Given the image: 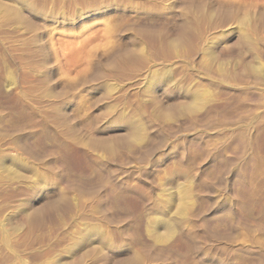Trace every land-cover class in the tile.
<instances>
[{
  "label": "rangeland",
  "instance_id": "obj_1",
  "mask_svg": "<svg viewBox=\"0 0 264 264\" xmlns=\"http://www.w3.org/2000/svg\"><path fill=\"white\" fill-rule=\"evenodd\" d=\"M28 1L0 0V264H166L152 259L158 253L169 254L180 264H193L185 238L175 235L157 241L159 225L152 227L164 212H176L181 198L178 186L183 182L189 199L183 227L194 221V227L202 222L206 231L226 228V210L221 207L234 193L239 213L264 222V0H202L201 16H205L200 24L183 12L186 6L199 4L197 0H37L32 13L27 12ZM217 5L227 10V17L214 12ZM245 14L259 21L248 43L247 38H239L244 32L237 25ZM186 23L191 29L183 42L178 32ZM237 39L242 42L234 46ZM161 42L169 58L156 48ZM129 49L132 56L126 63L123 53ZM239 57L262 65V73L251 74L252 85H247L254 99L245 86L216 83L205 75L207 70L218 75V65L240 63ZM157 72L170 77L158 78ZM192 88L206 92L200 108L190 115L193 119L202 120L214 111L238 113L253 105L262 115L250 126L245 158L231 160L236 161L230 174L218 166L228 160L224 156L235 150L236 142L215 138L218 147L213 150L221 156L220 162L200 164L205 151L209 159L215 153L208 151L199 133L194 136L195 131L187 129L190 116L174 112L180 103H190L187 95ZM134 121L142 122L141 145L131 142ZM14 126L21 127L20 132L8 130ZM212 133L206 129L203 135ZM93 134L108 136L109 142L123 134L132 145L124 140L127 145L116 143L117 150L111 153L92 152L88 146ZM23 145L30 155L22 153ZM49 149L57 153V173L47 165L51 157L37 158V153ZM136 151L143 153L142 159L136 158ZM93 154L100 155L109 169L118 170L115 164H119L124 173L110 175L109 169H99L92 162ZM242 167L247 169L246 186L233 176ZM100 174L106 175L101 177L107 184L99 183ZM117 178L125 180L127 188L118 186ZM204 178L210 180L208 200L200 190ZM64 180L80 186L102 184L100 201L96 194L67 189ZM104 212L128 216L126 236L118 234ZM29 213L32 221L27 222ZM244 229L237 225L234 230L237 241H244L246 235L245 241L259 237L258 232ZM212 252L221 258L226 255L216 248ZM128 254L133 260L123 261ZM236 260L255 261L242 256Z\"/></svg>",
  "mask_w": 264,
  "mask_h": 264
},
{
  "label": "bare ground",
  "instance_id": "obj_2",
  "mask_svg": "<svg viewBox=\"0 0 264 264\" xmlns=\"http://www.w3.org/2000/svg\"><path fill=\"white\" fill-rule=\"evenodd\" d=\"M37 0H29L28 1V3H27V6H26V9H28V13H32L33 11H36V5H35V2H36ZM182 1V0H181ZM191 1V0H190ZM196 1V0H195ZM197 2H199V4H196V5H191V6H186L184 9H183V12H184V14L185 15H187L186 17H188L189 19H192V21H195L196 22V24H198L199 22L201 23V19H202V16H205V15H202L201 16V13H202V10H200L201 8H200V6H201V3H202V0H197ZM203 2H205V0L203 1ZM207 3V2H206ZM218 3V2H217ZM216 2H215V4H217ZM203 4V3H202ZM205 4V3H204ZM213 4V3H212ZM208 5V4H207ZM218 5H220V3L218 4ZM217 5V6H218ZM203 6V5H202ZM208 6H211V5H208ZM213 6H215V5H213ZM221 6V5H220ZM226 5H223L222 7H225ZM203 7H207V6H203ZM214 8V7H213ZM228 8V7H227ZM251 8V7H250ZM204 9V8H203ZM209 9V8H208ZM247 9V8H246ZM245 9V10H246ZM232 9H230L229 8V11H231ZM252 10V9H251ZM210 11H211V9H210ZM215 11H217L218 12V15H220V14H226L227 13V10L225 9V8H222V9H220L219 8V6L218 7H216L215 8V10H214V12ZM228 11V12H229ZM253 11H255V10H253ZM257 11V10H256ZM255 11V12H256ZM204 12H205V10H204ZM203 12V13H204ZM217 12H216V14H217ZM258 12V11H257ZM212 13V12H211ZM232 13V12H231ZM234 13V12H233ZM206 14V13H205ZM208 14V13H207ZM228 14V13H227ZM227 14H226V16L225 17H227ZM246 14H248V12L246 13ZM243 15L244 17H240V19L237 21V25L240 27V28H242L243 30V32H244V35L242 34V37H239L241 40H243L244 38H247L246 39V43H248L247 42V40L248 41H252V40H249L248 38H252V36H253V34H252V31L254 30V32L256 31L255 30V28L257 27V24H258V22L259 21H256V19H253V17L255 16H253V17H251L250 15ZM261 14H262V12H261ZM224 15H222V18H223V16ZM259 15V14H258ZM44 16H46V17H49L48 15H44ZM209 16L210 17H212L213 15L211 14H209ZM261 16V15H260ZM21 17V16H20ZM221 17V16H220ZM208 18V17H207ZM207 18L205 17H203V19H206V21H207ZM259 17L257 16V19H258ZM187 19V18H186ZM211 19V18H210ZM259 19H261V20H263V16H262V18H259ZM184 20V19H183ZM201 20V21H200ZM192 21H191V23H192ZM205 21V20H204ZM209 21V20H208ZM185 21H183V23H184ZM261 22V21H260ZM182 23V22H181ZM188 23V22H187ZM183 24V26H182V24H181V27H180V32H178V35H180L181 36V40H182V38H183V40H185L186 38H185V36H188V34H189V29H191L190 28V25L189 24ZM190 23V22H189ZM199 23V24H200ZM217 24H218V22H216ZM196 24H195V26H196ZM216 24V25H217ZM194 25V24H193ZM215 24H214V26H216ZM220 25V24H219ZM192 26V25H191ZM218 26V25H217ZM197 27V26H196ZM240 30V29H239ZM189 31V32H188ZM192 31V30H191ZM146 32V31H145ZM151 32V31H150ZM143 33V32H142ZM188 33V34H187ZM251 34H252V36H251ZM150 35V34H149ZM144 36V35H143ZM145 37H147V36H145ZM179 37V36H178ZM199 37H201V34L199 35ZM150 38V37H149ZM160 38V37H159ZM250 38V39H251ZM148 39V38H147ZM179 39H180V37H179ZM187 39H189L188 37H187ZM186 39V40H187ZM238 40L237 39V41H235L234 42V46L236 45V43L238 44L239 42H242L241 40ZM182 40V41H183ZM185 40V41H186ZM163 41V40H162ZM165 41L166 40H164L163 42H164V44H169L168 42H166L165 43ZM188 41V40H187ZM181 42V41H180ZM184 42V41H183ZM243 43H245V41H243ZM250 44H251V42H249ZM254 43V41L252 42V44ZM164 44H162V42H161V44L159 43V46H157L156 48H158L159 50V53L161 54V53H163L165 56H166V49L165 48H167V46H165ZM172 44V43H171ZM171 44H169V45H171ZM148 45V44H147ZM158 45V44H157ZM168 45V46H169ZM249 45V44H248ZM152 46V45H151ZM155 46V45H154ZM251 46V45H250ZM252 46H254L255 47V44L254 45H252ZM169 47H171V46H169ZM126 48H128V47H126ZM125 48V49H126ZM152 48V47H151ZM251 48V47H250ZM253 48V47H252ZM251 48V49H252ZM123 49V48H122ZM130 49H132L131 47H130ZM130 49L128 50V51H125L124 53H123V59L125 60V62L127 61L128 62V58H129V56L131 55L132 56V51H130ZM169 49V48H168ZM167 49V50H168ZM255 49V48H254ZM157 50V49H156ZM163 50V52H161ZM227 50H229L228 48L226 49V51ZM124 51V50H123ZM154 51H155V49H154ZM169 52V51H168ZM158 53V52H157ZM158 53V54H159ZM209 54L212 56L213 55V50H212V48H210L209 49ZM236 55H237V53H235ZM163 55V56H164ZM229 56L230 54H226V56ZM134 56V55H133ZM165 56H164V58H165ZM237 56H239V55H237ZM236 56V57H237ZM118 57V56H117ZM120 57V56H119ZM166 57H168V55L166 56ZM169 58V57H168ZM167 58V59H168ZM240 58V57H239ZM122 59V60H123ZM133 59H135V58H133ZM236 59V58H235ZM240 59H242L241 61H240V63H238V62H234L233 64H231L230 62H229V64L226 62L225 64H220V65H218V67H217V69H218V72H215L216 74L217 73H219L218 75H213L212 74V72H211V70H210V72H207V71H209V70H207L205 73V75H206V77H207V79L209 80V81H214V82H216V83H225V82H227V85H228V82L230 83V84H232V83H236V84H238V85H242V86H245L244 88L246 89V91H248L247 90V88H248V86H249V84L252 82V76L250 77V75L251 74H254L255 76L258 74L259 75V73H262V65H259V64H255V62H250L249 60H247V59H243V58H240ZM131 60H132V58H131ZM169 61V60H168ZM235 61V60H234ZM239 61V60H238ZM126 62V63H127ZM128 63H130V61L128 62ZM256 63H258V62H256ZM132 64V63H131ZM173 66V65H172ZM214 73V72H213ZM245 73H247V77H244L243 75H245ZM262 74H264V72L262 73ZM261 75V74H260ZM155 76L156 77H158V78H160V77H170V75H167V74H164V72H157V73H155ZM253 80H254V78H253ZM260 80V79H259ZM258 80V81H259ZM254 82V81H253ZM248 85V86H247ZM252 85V83L250 84V86ZM233 87H235V86H233ZM239 87V86H238ZM237 87V88H238ZM236 88V87H235ZM193 89V88H192ZM240 89V88H239ZM252 91V90H251ZM251 91H248V92H246L247 94H248V96L250 97V99H254L255 97V95H254V93H252ZM171 92H173V91H169L168 93L170 94ZM206 92H204V90L203 91H201V90H199L198 88H195V89H193V90H191L190 92H188V99L190 100V103L189 104H182V103H180V102H178V103H180V106L179 107H176V109L174 110V112H175V114H178V115H186V116H190L191 115V113L192 112H194L193 110H195V108H197V107H199L198 105H200L202 102H203V100H205V94ZM171 95V94H170ZM262 100V99H261ZM183 101V100H182ZM186 103H188V102H186ZM178 105V104H177ZM175 107V106H174ZM200 108V107H199ZM257 108L258 107H254V105L253 106H251L250 108H245L242 112H229V113H226V114H219L218 112H216V111H214V112H212V113H210L209 115H207L204 119H202V120H197V119H193V118H191V116L190 117H188L189 118V125H188V127H187V129L190 131H195V132H193V135L195 136V135H197L198 133H199V139H201V141H203L205 144H206V148L208 149V151L210 150V152L213 150V149H215L216 147H218L216 144V142H218V139H217V141H216V139L215 138H217V137H222L223 139H225V141H226V143L228 144V143H231V142H236V144H235V146H236V148H235V150H231V149H229V150H231V151H229L228 150V152H226V153H228V154H226V156H224V157H226V158H228V160L226 159V162H224L223 161V163H222V165L221 166H218V167H220L221 169H222V167L224 168V170L226 171V173H229L230 174V168H233V167H230V166H233V165H235L234 163H235V161L237 160V158H239V156H241L242 157V155H243V157H244V155H246L247 153L246 152H248L247 150L249 149V146H250V137H249V130L251 129V125H253L254 124V122H257V121H259L260 119H261V117H262V115H259L257 112H256V110H257ZM174 109V108H173ZM197 110H198V108H197ZM196 111V110H195ZM194 114V113H193ZM195 115V114H194ZM61 120V119H60ZM132 126H133V129H134V134H133V136H132V139H131V142H133V143H135L136 145H138V144H140V143H138L139 141H140V137L142 138V136H140V130H141V128H142V122L140 123V121H134L133 123H132ZM86 127V126H85ZM83 128V129H87V127L86 128ZM16 128V126H14L13 128H11V129H8V130H11L13 133L14 132H20L19 131V129L21 128H19V129H15ZM80 128V127H79ZM25 129V128H24ZM143 129V128H142ZM206 129H210V130H212L213 131V133L210 135V136H207V135H203V133L205 132V130ZM21 130V129H20ZM87 130H89V129H87ZM86 130V131H87ZM91 131V130H90ZM88 132V131H87ZM203 132V133H202ZM210 132V131H209ZM23 133V132H22ZM90 134H91V132H89ZM94 133V132H93ZM192 133V132H191ZM99 135V134H98ZM97 135V136H98ZM109 135V134H108ZM91 136H92V134H91ZM89 137V140H90V142H89V148H91V150H92V152L93 151H97V149L99 150V149H102L101 151H100V153L103 151V150H105V152L106 151H109L110 153H111V151L110 150H112L113 148H114V146H116V143L118 144V145H120L119 143H121V142H123V144L125 143V141H128L127 140V136L126 135H124L123 136V134H120V135H116V137H114V139L113 138H110V139H112V142H109L108 140H109V137L108 136H100V137H96V136H94V134H93V137ZM110 136V135H109ZM115 136V135H114ZM95 137V138H94ZM108 137V138H107ZM111 137V136H110ZM113 137V136H112ZM129 137V136H128ZM70 138L71 139H73V140H75L74 139V137H72V136H70ZM131 138V137H130ZM129 138V139H130ZM222 138H220V139H222ZM219 139V140H220ZM222 139V140H223ZM88 140V141H89ZM125 140V141H124ZM130 142V140L128 141V143ZM130 142V143H131ZM141 142V141H140ZM220 142V141H219ZM223 143V142H222ZM115 144V145H114ZM126 144V143H125ZM127 145V144H126ZM126 145H124V146H126ZM131 145H132V143H131ZM134 145V144H133ZM135 145V146H136ZM141 145V144H140ZM203 143H202V147H203ZM233 145V144H232ZM205 146V145H204ZM221 146V145H220ZM228 146V145H227ZM234 146V147H235ZM140 147V146H139ZM138 147V148H139ZM205 148V149H206ZM30 149V148H29ZM46 149V148H45ZM114 149H116L117 150V148L115 147ZM206 149V150H207ZM219 149H220V147H219ZM221 149H222V147H221ZM55 150V149H54ZM141 150V149H140ZM21 151H22V153H24V154H27V155H30L31 154V152H29L28 151V149L23 145V146H21ZM21 151H19V152H21ZM44 151V150H43ZM42 151V152H43ZM53 151V150H52ZM52 151L49 149L48 150V152L46 153H37V158H40V159H43V158H48L49 160H48V164L47 165H50L51 166V168H52V170L54 171V172H56L57 173V171H59V168H58V166L56 165V163H55V161H56V158L54 159V156H56L54 153H56V152H54V153H52ZM115 151V150H114ZM142 151V150H141ZM224 151H225V149H224ZM99 152V151H98ZM104 152V151H103ZM105 152H104V154H105ZM138 151H136V153H137ZM213 152H214V150H213ZM34 153H36V152H33V154ZM97 153V152H96ZM108 153V152H107ZM106 153V154H107ZM109 153V154H110ZM212 153V152H211ZM215 153V152H214ZM57 154V153H56ZM112 154H113V152H112ZM138 154V155H137ZM136 155V158L137 157H139V156H141V159H142V157L144 156H142V154L143 153H141V155H139V153H137ZM201 154H202V152H201ZM200 154V155H201ZM23 156H25V155H23ZM35 156V155H34ZM214 156V155H213ZM56 157H58V156H56ZM209 157V153H206V151H205V154L202 156V158H200L201 160H200V164L202 163V164H204V163H207L208 161L209 162H213L214 163V161L215 160H218L219 162H220V159H221V156L220 155H218V154H216L215 153V156L214 157H211L210 159L208 158ZM140 158V157H139ZM245 158V157H244ZM246 158H247V156H246ZM249 158V157H248ZM92 162L94 163V165H96L99 169H104L105 171L107 170V169H109V167H108V165H107V163L102 159V157L100 156V155H97V154H93L92 155ZM224 159V158H223ZM232 159H236L235 161H231ZM239 160H240V158H239ZM242 161H244V160H242ZM241 161V162H242ZM238 162V161H237ZM245 163L247 162V161H244ZM50 163V164H49ZM112 163V162H111ZM243 163V162H242ZM199 164V165H200ZM216 164V163H215ZM220 164V163H219ZM233 164V165H232ZM248 164V163H247ZM5 165V164H4ZM116 165V167H117V169L118 170H116V168H114V170L113 169H111V167H110V169L108 170V171H111V173H110V175L112 174V173H117V175H119V174H122V173H124L123 172V169H120V166H119V164H115ZM244 165V164H243ZM246 166V165H245ZM96 167V168H97ZM215 167V166H214ZM98 168H97V171H98ZM113 168V167H112ZM216 168V167H215ZM196 169H197V167H196ZM200 170V169H199ZM100 171V170H99ZM102 171V170H101ZM199 172V171H198ZM219 173L220 171H215V175L217 174V173ZM100 173V172H99ZM104 173V172H103ZM109 173V172H108ZM197 173V172H196ZM214 173V172H213ZM232 173V172H231ZM246 173H247V169L245 168V167H242L241 169H237L235 172H234V174H233V176H234V178H235V180H238V181H242L243 183H244V185L246 186ZM101 174H102V172H101ZM100 174V177L101 176H104V175H101ZM109 174H108V176H110ZM217 175H219V174H217ZM106 176V175H105ZM104 176V177H105ZM230 176V175H229ZM103 177V178H104ZM112 177V176H111ZM107 178V177H106ZM59 179L61 180V178L59 177ZM100 179V178H99ZM110 179V178H109ZM101 180V181H100ZM99 180V183L100 182H103L104 183V181H106L105 180V178L104 179H102V177H101V179ZM104 180V181H103ZM125 181V180H124ZM124 181H122L121 180V178L120 179H116V182H117V185L118 186H121V187H126L127 188V186L125 185V182ZM210 181V180H209ZM208 181V178H204L203 179V189H200V190H202V196H205L206 198H204L205 200H208L209 198H208V196H207V189L208 188H210L211 186H210V183H208L209 182ZM75 181L73 180V182L72 181H63L62 183L67 187V189H69V188H78V189H80V190H83V191H87V192H89V193H93V194H96V196H97V198H98V201H100V199H101V197H102V192H101V186H102V184H100V185H82V186H80V185H78V184H80L79 182H78V184L75 182ZM107 182V181H106ZM113 182V181H112ZM187 182V181H186ZM186 182H185V184H186ZM189 182V181H188ZM187 182V183H188ZM98 183V184H99ZM184 183V182H183ZM183 183H180L179 184V186H178V188H179V191H180V193H181V198L178 200V202H177V204H176V212H164V215L163 216H161V217H159V218H157V219H155L154 221H153V224H152V227L153 228H155V226L156 225H159V229H157L156 231H155V238H156V240L157 241H167V240H169L170 238H172L173 236H175V235H178V236H180L181 238H185L190 244L189 245H191V248H192V254H193V256H190V258L192 257V261L191 262H193V264H240V263H238V260H236V258L237 257H247V258H250V259H255V261L253 262V263H251V264H264V222H262V221H257L256 219L255 220H253V219H250L249 217H247V216H243L241 213H239L238 212V208L236 207V205H237V196L235 197V195L233 194V197L231 198V200L228 202V204L226 205V206H222L221 208L223 209V210H226L225 211V219L224 220H226L225 222H226V224H227V227L226 228H214V229H211L212 231H206V230H204V228H202V222L201 223H199L198 225H197V223H196V225L195 226H197V228L196 227H194L193 225V223H194V221H193V223H191L192 224V226H187V227H183V225H182V221H183V214H184V212H185V210H187V209H189V204H188V201H189V199H188V196H187V191H186V189H185V186L183 185ZM213 183H215V182H213ZM104 184H107V183H104ZM188 185V184H187ZM218 185L220 186L221 185V181H220V183H218ZM217 185V186H218ZM189 186V185H188ZM103 187H104V185H103ZM187 188V187H186ZM224 188V187H223ZM64 191V190H63ZM178 191V192H179ZM177 192V193H178ZM189 193V192H188ZM200 193V192H199ZM63 194V193H62ZM209 194V193H208ZM59 198H62V197H64V195H59L58 196ZM192 197V196H191ZM57 198V197H56ZM208 198V199H207ZM175 200V199H174ZM54 202V201H53ZM205 202H207V201H205ZM217 202V201H216ZM192 203H193V201H192ZM192 203H190L191 205H192ZM223 203V202H222ZM218 204H221V203H218ZM207 206H208V204H206ZM52 207V206H51ZM103 207V206H102ZM188 207V208H187ZM205 207V206H204ZM34 208H36V207H34ZM102 209H104V208H102ZM38 210V209H37ZM106 210V209H105ZM104 210V211H105ZM174 210V211H175ZM36 211V210H35ZM102 211V210H101ZM199 211H202V210H199ZM198 210H197V212H199ZM106 212V211H105ZM104 212V218L108 221V222H110L111 224H113V226L114 227H118L117 228V230H118V234L119 235H125L126 236V234H127V232H126V221H129L126 217H128V216H125V215H119V216H114V214L113 215H106V213ZM40 213V212H39ZM189 213V212H188ZM196 213V212H195ZM203 213V212H202ZM201 213V214H202ZM24 214H26V213H24ZM31 214H32V212H31ZM38 214V213H37ZM108 214V213H107ZM110 214H112V213H110ZM197 214V213H196ZM28 215V214H27ZM26 215V217H29V216H27ZM29 215H30V213H29ZM198 215V214H197ZM18 216V215H17ZM23 216V215H22ZM114 216V217H113ZM23 217H25V216H23ZM21 218V219H24V218ZM186 217V216H185ZM193 218V217H192ZM198 218V217H197ZM249 218V219H248ZM254 218V217H253ZM32 219V217H31V215H30V218H28V219H26V221L27 222H30V220ZM195 219V218H194ZM24 221V220H23ZM22 221V222H23ZM32 221V220H31ZM34 221V220H33ZM202 221V220H201ZM264 221V220H263ZM33 223V222H32ZM187 224V223H186ZM204 224V223H203ZM205 225V224H204ZM237 225H240V226H243L245 229V232L246 233H248L247 231H256V232H258L259 233V237H257V238H250L248 241H245V240H247V236L248 235H246V239L243 241H241V239H239V241H237L236 239H235V237H237L236 235H235V233L234 232H236V231H234L235 229H236V227H237ZM207 226V225H206ZM183 227V228H182ZM198 227H201V228H198ZM153 228H152V230H153ZM240 228H242V227H240ZM207 229V228H206ZM154 233V232H153ZM200 233V234H199ZM245 233V234H246ZM255 236V235H254ZM252 237V236H251ZM122 238V237H121ZM201 243H203L204 244V246H202L201 245ZM145 247H148V246H145ZM139 248H140V246H139ZM203 248V249H202ZM214 248H216V249H219V250H221L224 254H226L225 255V257L224 258H221V257H217V256H215L214 254H213V252H212V249H214ZM143 249V251H145V252H147L146 250V248H142ZM154 249H155V247H154ZM154 249H153V251H154ZM139 250V249H138ZM141 250V249H140ZM160 252V251H159ZM191 252V251H190ZM135 254H132V256H133V258H134V255H136V252H134ZM143 253V252H142ZM165 253V252H164ZM147 254V253H146ZM150 254V253H149ZM173 254V253H172ZM138 255V254H137ZM126 255H124V257H125ZM127 256H128V258H127ZM125 258H123V261H125L126 259H127V261L129 260V258L130 257H132L131 255H130V257H129V254L127 255ZM144 257H146L145 255H144ZM144 257H143V259H144ZM151 257V256H150ZM153 258L152 259H157L158 261L159 260H161V261H164L166 264H180V262L179 261H177V260H179V259H174V258H172L169 254H155L154 256H152ZM133 258H130V260H133ZM149 258V257H148ZM176 258V257H175ZM179 258V257H178ZM135 259V258H134ZM137 259H138V257H137ZM147 258H145L144 260H146ZM120 260V259H119ZM119 260L117 261V262H119ZM122 260V259H121ZM120 260V261H121ZM129 260V261H130ZM191 260V259H190ZM154 262V261H153ZM120 263V262H119ZM123 263H126V262H123ZM152 263V262H151ZM182 263V262H181ZM113 264V263H112ZM114 264H116V263H114ZM118 264V263H117ZM129 264H132V263H129ZM250 264V263H249Z\"/></svg>",
  "mask_w": 264,
  "mask_h": 264
}]
</instances>
